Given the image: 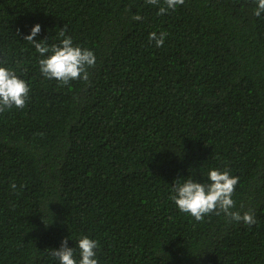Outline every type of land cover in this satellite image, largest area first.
I'll list each match as a JSON object with an SVG mask.
<instances>
[{
	"label": "trees",
	"instance_id": "obj_1",
	"mask_svg": "<svg viewBox=\"0 0 264 264\" xmlns=\"http://www.w3.org/2000/svg\"><path fill=\"white\" fill-rule=\"evenodd\" d=\"M255 7L185 0L161 15L146 0H0V66L30 88L24 108L0 112V264H59L51 250L83 236L99 242L98 264H264ZM36 24L37 41L59 44L66 27L94 52L87 82L42 75L45 57L23 39ZM152 32L167 33L162 47ZM213 168L239 177L233 210L251 209L255 225L197 221L170 199Z\"/></svg>",
	"mask_w": 264,
	"mask_h": 264
},
{
	"label": "clouds",
	"instance_id": "obj_2",
	"mask_svg": "<svg viewBox=\"0 0 264 264\" xmlns=\"http://www.w3.org/2000/svg\"><path fill=\"white\" fill-rule=\"evenodd\" d=\"M146 3L159 6L158 14H166L169 10H176L177 6L183 5L185 0H146ZM256 7L254 15L260 17L264 13V0H255ZM133 20L140 21L143 17L139 14L132 16ZM41 31V25L36 24L31 28L30 34L23 37L34 46L41 57L39 60L40 72L45 78L55 79L61 85H68L73 80H89V69L96 64V56L93 51L74 45L71 36H66V27L61 29L60 36L63 37L59 44L47 43V40L37 41L35 37ZM166 32H152L150 40L155 41L156 47H162ZM47 54V55H46ZM30 88L24 79L18 77L15 71L0 66V112H5L13 107L22 109L26 106ZM207 183L196 182L186 179L183 184L173 185V195L170 199L174 201L178 209L191 215L195 220L201 221L205 216L215 212L223 214L229 222L244 223L248 226L256 224L254 212L249 209L241 213L234 211L235 202L232 199L239 177L232 176L225 170L210 169L207 173ZM10 187L15 190L16 185ZM79 249V260L76 258V248ZM99 242L83 236L77 242L75 248L68 247V240L62 241L57 250H51L53 257L57 258L59 264H98L97 249Z\"/></svg>",
	"mask_w": 264,
	"mask_h": 264
}]
</instances>
